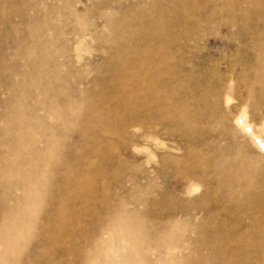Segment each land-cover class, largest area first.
Wrapping results in <instances>:
<instances>
[{
  "label": "rangeland",
  "instance_id": "rangeland-1",
  "mask_svg": "<svg viewBox=\"0 0 264 264\" xmlns=\"http://www.w3.org/2000/svg\"><path fill=\"white\" fill-rule=\"evenodd\" d=\"M198 3L204 8L192 0H0V9L13 14L8 27L29 31L32 24L37 42L45 46L42 53L53 59L37 88L73 86L64 65L72 62L83 71L78 89L90 94L85 109L93 112L86 116L92 126L85 138L73 137L83 123L71 122L51 147L64 145L59 154L66 158L64 167L72 168L71 191L60 201L63 214L54 220L65 233L55 243L64 252L60 264L264 262L254 246L264 238L254 213L233 207L235 197L216 191L214 179L204 177L199 187L189 180L173 192L161 176L165 168L184 174L211 163L206 143L221 136L200 146L190 139L224 126V89L236 88L246 99L243 90L264 65L258 49L264 43V0ZM23 14L32 23L25 24ZM79 28L84 33L77 34ZM0 39L8 43L7 27L0 29ZM14 47L22 57L29 52ZM113 68L124 77L112 74ZM33 74L14 76L19 99L13 107L20 113L17 119L27 122L46 116L32 111ZM253 92L263 94L258 87ZM47 122L54 128L48 134L57 135L62 121L52 116ZM34 143L40 150L46 145L40 137ZM80 152L85 157L77 162ZM180 207L189 212L176 216L180 227L157 229L171 208ZM162 208L167 215L160 214ZM93 232L99 234L93 240L96 250L83 244ZM245 251L250 255L243 257Z\"/></svg>",
  "mask_w": 264,
  "mask_h": 264
},
{
  "label": "bare ground",
  "instance_id": "bare-ground-1",
  "mask_svg": "<svg viewBox=\"0 0 264 264\" xmlns=\"http://www.w3.org/2000/svg\"><path fill=\"white\" fill-rule=\"evenodd\" d=\"M198 1L192 0L193 5L203 9ZM12 18L11 12L0 9V29L7 27L9 37L6 44L0 39V264H60L58 257L64 252H61L60 247L56 248L55 243L59 237L64 239L65 233L58 230L54 220L63 214V204L60 201L71 191L72 168L64 167L66 158L63 152L59 154L64 145L51 147L52 142L59 139L63 134L62 130L71 122L83 123L80 132L73 133V137L85 138L87 130L92 126L86 116L93 112L90 108L85 109L86 97L90 94L78 89L83 71L72 62L64 65L69 70L70 79L75 81L73 86H58L56 89L50 84H44L37 88L42 83L40 77L47 72L46 68L53 59L42 53L45 46L37 42L33 25L31 24L32 29L29 31H15L8 27L12 25ZM101 20L106 22L103 16ZM22 21L25 24L32 23V19L26 14L22 15ZM66 29L69 30L67 26ZM82 32L83 29L79 28L76 33ZM94 32L97 34L96 30ZM18 45L27 47L29 52H23L22 57L20 50L14 51V46ZM8 49L12 52H7ZM258 49L264 53V43L259 44ZM76 57L80 58L79 55ZM27 70L34 73L30 90V97L35 102L32 111H43L46 114L45 117L28 122L27 119H17L20 113L17 114L13 107L19 99L18 92L15 91L14 76ZM111 72L116 77H124L116 68ZM255 87L261 89V96H254ZM243 92L246 99L242 98L236 88L224 89L223 101L228 111L223 118L224 126L211 127L190 139L192 145L200 146L208 138L218 135L223 137L213 143H206L208 152H211V163L203 167H192L184 174H173L165 168L161 176L172 186L173 192L189 180L199 187L204 177L214 179L216 191L234 196L235 199L231 202L236 209L252 211L254 225L264 232V65L256 70L251 87L245 88ZM250 108H254L253 114H249ZM77 112L78 115H75ZM52 116L62 121V125L56 128L57 135L48 134L53 127L47 122V118ZM197 129L198 127L195 130ZM175 136L176 140L184 141L181 136ZM37 137L45 140L46 145L41 150L34 143ZM25 150H29V153H25ZM45 152H48L46 156ZM84 157V153L80 152L75 160L78 162ZM37 161L39 163L35 165ZM47 176L49 180L45 181ZM45 182L48 183L47 187L44 186ZM64 206L69 207L70 203H64ZM160 214L167 215V210L162 208ZM169 214L157 227L162 232L169 225L180 227L182 223L175 220L176 216L187 215L189 212L187 208L180 207L171 208ZM97 222L102 233H89L90 241L86 236L83 237L86 240L83 244L95 250L97 244L93 240L103 234L100 224L102 221ZM33 226L37 228L35 232L31 230ZM254 246L258 254H264V238L257 239ZM242 255L247 257L250 253L245 251Z\"/></svg>",
  "mask_w": 264,
  "mask_h": 264
}]
</instances>
